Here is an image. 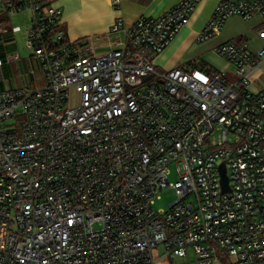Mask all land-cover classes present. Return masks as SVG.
Segmentation results:
<instances>
[{"label":"built area","instance_id":"1","mask_svg":"<svg viewBox=\"0 0 264 264\" xmlns=\"http://www.w3.org/2000/svg\"><path fill=\"white\" fill-rule=\"evenodd\" d=\"M201 2L129 26L119 17L110 34L121 39L96 53L93 37L67 38L54 4L0 0V19L29 15L28 75L43 83L0 90V264H264V86L252 90L264 0H219L196 38L211 42L232 18L255 22L258 49H214L234 80L210 67L158 70ZM22 62L0 58V84ZM170 187L176 200L156 211Z\"/></svg>","mask_w":264,"mask_h":264},{"label":"crops","instance_id":"2","mask_svg":"<svg viewBox=\"0 0 264 264\" xmlns=\"http://www.w3.org/2000/svg\"><path fill=\"white\" fill-rule=\"evenodd\" d=\"M46 1L49 4H54L61 8L63 24L60 28L65 31L69 40L81 41L87 37H93L95 52L104 53L111 49L112 46L121 39L120 34H110L111 26L117 18H124L126 25L129 26L141 16L157 17L169 8L174 7V5L178 4L181 0H118L119 5L117 6H113L112 3L114 0ZM218 2L219 0H202L190 18L189 23L182 29V32L175 37L166 50L156 57L154 62L158 70L168 71L176 67L195 66L198 69L210 67L216 71V69L208 63L192 59L193 55L191 54V51L196 48V38L205 25L209 23ZM5 21L6 20H2V22ZM247 23L250 24V34L254 36V39L256 38L258 40L256 34L254 35L252 32L255 22ZM29 24L28 16V25L25 26V32ZM219 44L220 42L217 38L206 43V47L203 48L205 56L215 53L214 49ZM1 52L3 53L0 58L12 54L2 49ZM4 69L3 72L5 73L7 68ZM262 77H264V72L258 73L255 76L253 86H256L257 89L264 86ZM42 85L41 78L39 85H36L35 87L29 85V88L37 89ZM4 89L8 88L5 87L4 83L0 84V90Z\"/></svg>","mask_w":264,"mask_h":264},{"label":"rangeland","instance_id":"3","mask_svg":"<svg viewBox=\"0 0 264 264\" xmlns=\"http://www.w3.org/2000/svg\"><path fill=\"white\" fill-rule=\"evenodd\" d=\"M28 16L29 15H13L11 17H3L2 19H0V22H2V20L7 21L3 22L2 25L0 24V56H2L3 53L1 52L2 49L12 54H19L25 61L11 67H5L7 68V70L3 75L5 79V87L8 89H23L29 87V85L35 87L36 85H39L40 79L42 78V75L39 73L37 74V77H34V75L32 77L28 75L30 66L28 65L26 60L30 56V50L27 48L24 35L25 26L28 25ZM247 22L248 21H244L242 19L240 20V18H232L227 21L221 32L217 35V39L220 44L229 41L239 44L242 41L246 40L250 44L252 50L258 49L259 46L263 44V42H260L259 39H254V36L250 34L251 28L250 24H248ZM16 27L21 28V31L14 33L13 30ZM242 36H244V38H242ZM204 47H206L205 44H196V48L191 51V54L193 55L192 59L198 60L199 62L204 61L205 63L213 66L217 72H226L228 74V77L234 80V67H231L232 65L230 63H227V61H224L215 53H211V55L209 54V56H205V54L203 53ZM262 80L264 81V77H262ZM252 90L256 91V86H253ZM7 126L15 127L12 125V123L7 124ZM222 132L223 129L221 127H216L210 140H208L207 145L215 148L219 144V142H221ZM176 170V164H173L170 167L169 174V183L171 185H175V183L178 181V174ZM175 200L176 193L174 188H165L160 195V199L155 203L154 209L156 211H167L169 206ZM161 264H167V261L163 260Z\"/></svg>","mask_w":264,"mask_h":264},{"label":"water","instance_id":"4","mask_svg":"<svg viewBox=\"0 0 264 264\" xmlns=\"http://www.w3.org/2000/svg\"><path fill=\"white\" fill-rule=\"evenodd\" d=\"M220 173H221V184H222L223 193L229 192V182H228V178L226 176V171H225L224 165H222L220 167Z\"/></svg>","mask_w":264,"mask_h":264},{"label":"trees","instance_id":"5","mask_svg":"<svg viewBox=\"0 0 264 264\" xmlns=\"http://www.w3.org/2000/svg\"><path fill=\"white\" fill-rule=\"evenodd\" d=\"M0 24L2 25V24H3V22H0ZM0 57H2V56H0Z\"/></svg>","mask_w":264,"mask_h":264}]
</instances>
